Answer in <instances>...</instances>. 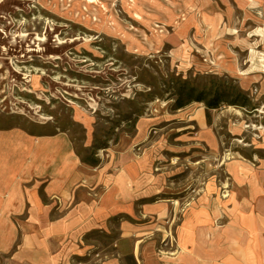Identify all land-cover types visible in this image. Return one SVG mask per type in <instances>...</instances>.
Instances as JSON below:
<instances>
[{
    "label": "rangeland",
    "instance_id": "obj_1",
    "mask_svg": "<svg viewBox=\"0 0 264 264\" xmlns=\"http://www.w3.org/2000/svg\"><path fill=\"white\" fill-rule=\"evenodd\" d=\"M24 2L0 0V128L65 134L98 166L113 150L134 149L145 159L153 202L163 197L170 205L164 218L141 213L136 202V211L106 219L83 239L84 252L64 257L66 264L116 257V239L128 225L144 231L135 236L146 260L177 253L189 207L200 201L209 212L224 208L264 171V68L261 55L252 65L245 46L261 36L250 32L261 18L229 12L235 0ZM177 80L236 86L251 106L223 104L207 114L206 104L194 101L174 109ZM14 141L26 155L29 140L14 133L0 136V151L8 153ZM121 260L147 264L134 254Z\"/></svg>",
    "mask_w": 264,
    "mask_h": 264
},
{
    "label": "crops",
    "instance_id": "obj_2",
    "mask_svg": "<svg viewBox=\"0 0 264 264\" xmlns=\"http://www.w3.org/2000/svg\"><path fill=\"white\" fill-rule=\"evenodd\" d=\"M235 3L229 9L235 16L261 18L250 31L261 38L245 42L254 60L264 54L256 49L264 44V0ZM198 119L201 127L207 125L201 110ZM13 133L29 142L24 156L19 141L5 146L8 153L0 151V264H66L64 257L85 251L81 242L92 229H101L116 214L136 211V202H142L141 213L169 215L163 197L153 202L145 159L134 149L113 150L109 162L98 166L76 153L65 134L36 136L18 127L0 128V136ZM209 146L217 149L219 143ZM255 174L249 186L223 201L224 208L209 212L198 201L186 210L177 253L146 260L148 251L142 252L136 237L144 231L128 225L116 239V257L100 264H121L128 254L147 264H264V171Z\"/></svg>",
    "mask_w": 264,
    "mask_h": 264
},
{
    "label": "trees",
    "instance_id": "obj_3",
    "mask_svg": "<svg viewBox=\"0 0 264 264\" xmlns=\"http://www.w3.org/2000/svg\"><path fill=\"white\" fill-rule=\"evenodd\" d=\"M173 92H171L173 99L174 109L184 108L191 102L202 101L206 104L207 114L212 108H218L223 104L235 105L239 107L251 106L248 94L236 86L222 87L212 86L209 88H199L192 85L188 80H177L172 85ZM90 164L97 165L98 159L94 154L88 155L84 159Z\"/></svg>",
    "mask_w": 264,
    "mask_h": 264
},
{
    "label": "bare ground",
    "instance_id": "obj_4",
    "mask_svg": "<svg viewBox=\"0 0 264 264\" xmlns=\"http://www.w3.org/2000/svg\"><path fill=\"white\" fill-rule=\"evenodd\" d=\"M259 60L262 62V64H263L262 67L264 68V54L261 55V57L259 58ZM232 155L233 156H236L239 159H242L243 158V156H241L239 153L233 152Z\"/></svg>",
    "mask_w": 264,
    "mask_h": 264
}]
</instances>
